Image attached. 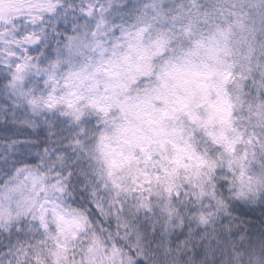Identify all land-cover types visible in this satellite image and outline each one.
<instances>
[{
    "label": "snow or ice",
    "instance_id": "6c2138e0",
    "mask_svg": "<svg viewBox=\"0 0 264 264\" xmlns=\"http://www.w3.org/2000/svg\"><path fill=\"white\" fill-rule=\"evenodd\" d=\"M0 264H264V0H0Z\"/></svg>",
    "mask_w": 264,
    "mask_h": 264
}]
</instances>
